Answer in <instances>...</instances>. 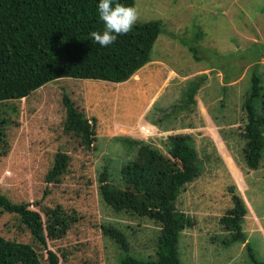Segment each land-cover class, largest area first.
<instances>
[{
	"label": "rangeland",
	"instance_id": "374dc122",
	"mask_svg": "<svg viewBox=\"0 0 264 264\" xmlns=\"http://www.w3.org/2000/svg\"><path fill=\"white\" fill-rule=\"evenodd\" d=\"M135 8L137 22L162 21L163 31L152 51L154 61L148 65L158 67L153 73L148 74L143 67L122 83L62 77L21 100L0 103V119L9 120L5 126L8 153L0 155V189L13 201L29 202L32 209H39L43 204H62L79 214V221L65 238L49 240V247L60 256V264H118L120 251L102 231V224L118 216L99 197L98 171L104 164L122 165L126 160H133L135 153L129 154L125 142L115 138L123 135L140 138L139 125L150 124V116L161 117L162 124L147 141L152 140L167 154L166 136L182 132L184 124L200 119L196 104H186L185 83L192 77L209 73L196 97L208 106L206 109L214 119L222 125L226 123L223 129L232 152L243 159V141H236L237 133L228 127L237 121L234 128L244 130L246 112L240 109L241 91L246 94L250 88L254 70L251 66L255 62L259 65L256 71L264 79V0H135ZM173 71L178 74L173 75ZM225 74L238 77L226 89L221 84ZM64 92L87 117L97 120L95 150L86 149L79 138L65 131ZM193 143L206 163L205 169L211 164L199 180L204 181L202 184L209 191L207 197L216 199L217 208L210 212L215 219L218 217L215 214L225 213L233 204L230 192L233 182L216 152L202 151V143ZM60 150L71 156L69 168L62 182L51 185L50 193L44 197L46 172ZM258 179L261 184L256 182V177L250 178L252 187L264 185V176ZM198 186L195 192L199 191ZM190 211L192 214L194 210ZM117 219L135 228L130 233L135 252H153L158 228L151 221ZM212 226L214 229L213 223ZM0 234L28 243L33 240L29 229L15 215L2 209ZM209 237L222 239L215 231ZM179 248L182 262L193 264L182 245ZM235 248L232 251L214 248L206 253L213 258L211 264H231L229 260L239 246ZM245 259H250L249 254L241 252L236 261ZM204 263L209 264L208 260Z\"/></svg>",
	"mask_w": 264,
	"mask_h": 264
},
{
	"label": "trees",
	"instance_id": "16d2710c",
	"mask_svg": "<svg viewBox=\"0 0 264 264\" xmlns=\"http://www.w3.org/2000/svg\"><path fill=\"white\" fill-rule=\"evenodd\" d=\"M119 2L135 6V0ZM97 3L98 0H0V103L21 100L62 77L122 83L153 60L155 42L163 31L162 21L136 22L128 34L119 35L113 44L101 47L89 37L90 32L103 30ZM251 68L254 70L250 88L246 94L241 91L240 109L246 112L244 130L234 128L237 121L231 122L228 128L237 133L236 141H243L244 165L257 169L264 165V79L256 71L257 62ZM208 74L204 72L185 83L187 105L197 104L196 94L208 80ZM225 76L224 83L238 78ZM225 87H229L228 84H224ZM63 102L65 131L79 138L86 149L95 150L97 120L79 110L67 92H64ZM8 123L7 118L0 119V155L8 153L5 129ZM221 134L231 146L223 128ZM115 139L125 142L128 153L135 154L132 161L126 160L122 165H101L97 174L99 197L117 218L145 219L158 228L153 252H135L130 234L135 229L133 225L117 218L102 224L103 235L114 241L120 251L118 264H184L179 250L183 232L196 225L199 214L209 218L207 205L213 202L205 192L195 194L196 197L192 194V200L185 197L187 186L206 170L192 136L183 132L169 134L165 139L167 154L152 140L124 135ZM206 159L209 160L208 155ZM70 162L71 156L66 151L55 153L45 175L44 197L50 193L51 185L62 182ZM231 189L232 206L215 219L211 216L215 228L211 226L208 233L209 237L213 231L217 232L227 244L244 240L242 224L248 211L235 185ZM185 204L187 208H195L192 214ZM0 209L15 215L29 229L33 239L28 243L0 234V264H60L59 254L48 243L66 237L79 221L77 210L62 204H43L39 209H32L29 202L13 201L1 189ZM198 229L206 236L203 226ZM204 253L198 263L205 264L208 260L211 264L213 258H206ZM243 253L250 257L245 261L264 264V259L258 257L250 245H246Z\"/></svg>",
	"mask_w": 264,
	"mask_h": 264
},
{
	"label": "crops",
	"instance_id": "0c3cea01",
	"mask_svg": "<svg viewBox=\"0 0 264 264\" xmlns=\"http://www.w3.org/2000/svg\"><path fill=\"white\" fill-rule=\"evenodd\" d=\"M152 62L153 60L144 66V69L146 68L148 74L153 73L156 68L158 69L155 64L148 66ZM161 63L165 64V62L163 61H161ZM171 73L173 75L178 74V72L176 71H173ZM167 83L168 81L166 82V84ZM221 84H231V82ZM195 98L197 100L196 107L200 113V119L198 120V122H190L184 124L185 126L182 128V132L190 134V136H192L193 138V141L196 142L197 145L202 143V151L208 149L213 151L214 153L216 152V155H219L220 159L222 160L221 163L224 169L229 173L230 179L233 182V185H235L236 192L239 193L245 200L248 211L244 217L242 224L243 232L245 234L244 240L241 243L227 244L225 241L226 239L219 240L218 238L208 237V233L211 231L209 228L212 226L211 213H213V207L217 206V204L215 203L216 201H214L216 199L211 200L213 201L212 204L207 205L208 210H210L211 212L209 213V218L204 217L203 214L198 213L199 215L197 216V219H199V221L196 223V225L192 229H186L183 232L181 241L182 248L190 257L193 264H199L198 262L200 259L198 260V258H200L202 252H205L203 255L206 258H211V254L206 252H209L214 248L217 250L227 249V251H232L233 249H236L235 246H239V250L236 255L231 260H229L230 263L250 264L245 260L242 262L236 261L238 255L241 252H244L247 244L256 251V255L258 257L264 259V185H259L258 187L254 188L252 187V182L250 181V178L253 179V177H256V182L260 183V179L258 178L260 176H264V165L260 166L257 169H249L248 167H246L244 165L243 159H238L235 153L232 152V147L229 146L228 140H225L223 138L221 134V128H223L224 125H222V123H220L218 120L214 119V117L208 112V110L206 109V107H208L207 105H204L203 102H198L197 97ZM152 99L154 100L155 97H153ZM156 117L158 116L155 115L149 117L151 120L150 124L156 127L161 126L162 122H160V118ZM207 163L210 164L209 162ZM210 165L206 168V170H210ZM204 179L206 180V177ZM202 182L204 181H201L198 178L187 186V190L185 191L186 199L192 200L190 196H192V194H198L199 192H205L206 194H209V191L205 189V186L202 184ZM254 182L255 181H253V184ZM196 186H198L199 191L195 192ZM194 197H196V195ZM211 205L214 206L212 207ZM185 208L187 209L186 204ZM192 209L195 210V208H190L188 210ZM203 220L204 222H202ZM200 225L203 226L206 236L200 233L198 229ZM192 257L194 258V260L192 259Z\"/></svg>",
	"mask_w": 264,
	"mask_h": 264
},
{
	"label": "clouds",
	"instance_id": "9594fccd",
	"mask_svg": "<svg viewBox=\"0 0 264 264\" xmlns=\"http://www.w3.org/2000/svg\"><path fill=\"white\" fill-rule=\"evenodd\" d=\"M97 11L100 21L103 22V30L92 31L89 37L101 47L113 44L119 35L128 34L138 20L135 6L121 3L119 0H98ZM151 126L156 129V126Z\"/></svg>",
	"mask_w": 264,
	"mask_h": 264
},
{
	"label": "built area",
	"instance_id": "2783aa9c",
	"mask_svg": "<svg viewBox=\"0 0 264 264\" xmlns=\"http://www.w3.org/2000/svg\"><path fill=\"white\" fill-rule=\"evenodd\" d=\"M138 129L141 135L139 139L141 140H148L149 137H152L157 133L156 129L148 123L140 124Z\"/></svg>",
	"mask_w": 264,
	"mask_h": 264
}]
</instances>
